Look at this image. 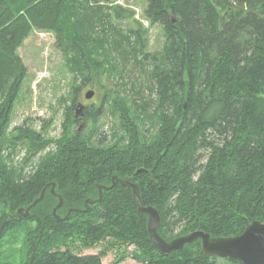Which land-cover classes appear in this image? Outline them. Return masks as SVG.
Instances as JSON below:
<instances>
[{
	"label": "trees",
	"instance_id": "trees-1",
	"mask_svg": "<svg viewBox=\"0 0 264 264\" xmlns=\"http://www.w3.org/2000/svg\"><path fill=\"white\" fill-rule=\"evenodd\" d=\"M147 3L145 17L164 33L161 53L145 50L141 22L128 29L116 24L134 19L135 12L113 0H0V230L12 220L0 238L33 225L20 264H103L102 253L67 248L73 238L84 246L106 238L135 245L133 255L143 264H242L205 256L200 241L161 254L150 240L148 215L138 212L132 188L118 181L88 211L67 220L54 217L59 198L49 188L29 217L15 221L18 209L49 183L63 197L57 212L63 218L70 208L98 199L99 187L110 186L114 175L131 180L143 204L160 211L158 232L167 240L195 230L237 236L251 221L264 222V0ZM32 26L60 35L66 66L82 79L70 91L63 132L53 140L28 127H17L11 138L7 133L26 75L16 50ZM130 62L140 66L155 97L140 102L107 94L119 129L111 143L97 144L95 123L89 135L74 129L81 88L107 70L123 73ZM99 113L100 107L86 109L84 121ZM24 141L26 164L54 145L31 173L12 159ZM0 264L13 262L3 258Z\"/></svg>",
	"mask_w": 264,
	"mask_h": 264
},
{
	"label": "rangeland",
	"instance_id": "rangeland-1",
	"mask_svg": "<svg viewBox=\"0 0 264 264\" xmlns=\"http://www.w3.org/2000/svg\"><path fill=\"white\" fill-rule=\"evenodd\" d=\"M113 3L135 12L134 19L116 21L117 25L128 29L137 27V21L141 22L146 30L148 42L145 50L149 53H161L164 50L165 37L161 25L152 24L145 17L147 0H113ZM59 39L60 35L54 29L32 26L27 37L17 48V54L26 67V75L15 97L7 132L9 138L12 137V133H16L19 126L35 130L44 140L58 138L63 132L70 91L77 84H81L82 79L67 68L65 55L58 43ZM121 73L120 69L116 73H109L107 70L99 77L100 81L95 78L87 82L81 88L74 109L75 116L79 104L84 105V113L91 107H100V113L95 120L84 121L85 114L82 121L77 118L78 123L74 126L75 130L81 128L85 135H89L95 123L92 141L100 145L111 143L112 132L119 129L118 118L110 111V108L113 109V101L110 104L107 94L113 99L119 95H127L130 98H137L140 102L155 97L152 84L143 78L140 66L130 62L127 69ZM91 89L94 90V95L86 99L85 94ZM149 126L150 122L147 121L143 129L146 130ZM53 149L54 145L51 144L46 149L39 150L26 164L25 158L29 155L27 142H19L12 159L18 166L25 164L27 173H31L40 158ZM32 228L31 224L28 226L23 224L1 237L0 260L5 258L13 264H20L28 247V231ZM67 248L80 255L102 253L103 264H143L133 255V252L137 251L135 245L114 242L110 238L90 246H84L80 239L73 238Z\"/></svg>",
	"mask_w": 264,
	"mask_h": 264
},
{
	"label": "water",
	"instance_id": "water-1",
	"mask_svg": "<svg viewBox=\"0 0 264 264\" xmlns=\"http://www.w3.org/2000/svg\"><path fill=\"white\" fill-rule=\"evenodd\" d=\"M93 95L94 90H88L85 94V98L90 99ZM84 108V105L79 104V107L75 112V117L80 121H82L85 115ZM116 181L132 188L133 198L138 206V212L140 214L148 215L147 229L150 240L161 254L169 255L174 252L178 253L181 252L186 245L200 241V248L205 256L230 258L238 260L242 264H264V222L257 220L251 221L247 224L244 231L237 236L212 237L208 232L195 230L172 240H167L158 232V228L161 224L160 211L154 206L143 204L140 195V188L137 183L128 179L119 178L116 175L112 177V184L110 186L101 185L99 187L100 193L98 199H87L84 202V208H70L67 215L63 218L57 214L58 210L64 203L63 197L55 191L56 184L49 183L43 188L40 196L36 198L31 205L26 209H18V218H15L14 220L21 221L23 218L29 217L31 210L43 200L49 188L50 192L59 198L58 204L53 209L54 217L57 220H67L73 212L81 213L88 211L90 209V204L95 203L102 197V190L111 189L116 184ZM11 221L12 220L5 222L0 231H2L5 225Z\"/></svg>",
	"mask_w": 264,
	"mask_h": 264
}]
</instances>
